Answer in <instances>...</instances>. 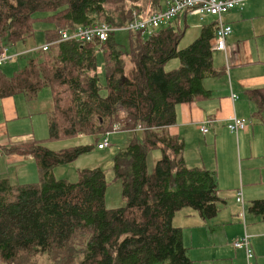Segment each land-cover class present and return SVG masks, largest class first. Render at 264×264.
<instances>
[{"label":"trees","instance_id":"1","mask_svg":"<svg viewBox=\"0 0 264 264\" xmlns=\"http://www.w3.org/2000/svg\"><path fill=\"white\" fill-rule=\"evenodd\" d=\"M161 8V0H0V47L12 48L33 36L36 21L48 25L44 42L52 43L63 30L99 23L122 27L134 20L133 13L143 16ZM179 25L154 35L126 32L127 49L116 44L114 33L103 43H56L10 77L0 72V98L22 94L32 102L42 89L50 91L48 140H93L58 152L36 140L1 148L6 155L31 157L38 181L0 179V264H39L41 259L48 264H193L174 217L190 209L210 220L224 201L216 173L186 166L184 141L168 127L176 122L178 105L211 97L203 83L220 72L211 48L216 21L183 49H178L184 32ZM172 59H179V68L164 71ZM244 96L252 106L251 119L264 126V88ZM114 126L141 136L113 157L123 205L110 209L102 170H81L75 183L55 179L53 170L96 148ZM153 150L160 158L148 172ZM247 212L264 221V199L251 200Z\"/></svg>","mask_w":264,"mask_h":264},{"label":"crops","instance_id":"2","mask_svg":"<svg viewBox=\"0 0 264 264\" xmlns=\"http://www.w3.org/2000/svg\"><path fill=\"white\" fill-rule=\"evenodd\" d=\"M164 2L165 0H161L162 7ZM188 17L193 15H182L173 22L177 25L187 23ZM211 21L215 19L206 20V23ZM222 21L230 27L232 24L237 25L231 27L232 32L226 39V52H221L224 53L228 65L218 70L219 76L204 81L205 89L211 91L209 99L176 107V122L168 127V132L184 141L186 166L204 167L211 171L216 169L219 187L230 191H246V198L250 202L252 199L264 198V128L254 127L252 122L245 119L251 113L252 106L244 96L247 90L264 88V0H249L241 10L235 9L226 13ZM241 25H245L247 35L236 33ZM29 48L26 45L19 49L14 46L10 51L21 53ZM17 58L21 56L14 59ZM222 77L225 81L220 88L217 83H208L205 86L206 81ZM231 92L238 96L237 100L232 101ZM19 96L23 95L0 98V179L8 181L9 173L33 169L35 164L31 157L6 155L1 150L5 146L31 142L32 134L17 132L22 124L29 125V128L33 124L39 126L36 118L28 113L26 106L30 102L24 96ZM21 98L25 100L24 107L21 105ZM232 117L245 119L249 126L237 134L229 132L226 126ZM203 124L208 127L205 135L200 131ZM13 129L16 134L10 136V130ZM85 138L89 137L75 138V145ZM245 140L248 141L247 146ZM201 141L204 143L203 148ZM209 149L214 158L209 155ZM30 177L33 178V172H30ZM222 181L226 186L221 184ZM234 201L239 207L235 199ZM222 204L218 214L210 220L204 221L195 212L188 210H183L174 217L173 224L181 228L182 242L193 264L245 263L244 252L235 249L232 243L241 234V229L236 225L240 223L237 216L239 210L234 203L228 205L224 201ZM232 206H235V210ZM226 207L230 209L223 214L225 210L222 209ZM247 207L248 204L245 206L246 219L250 215ZM246 229L254 254L251 264H264V221L249 219Z\"/></svg>","mask_w":264,"mask_h":264},{"label":"rangeland","instance_id":"3","mask_svg":"<svg viewBox=\"0 0 264 264\" xmlns=\"http://www.w3.org/2000/svg\"><path fill=\"white\" fill-rule=\"evenodd\" d=\"M43 16L41 13H37L35 17H41ZM223 18V17H222ZM212 18H205L203 21H201L200 17L193 16V17H188L187 18V23L186 26H183L182 23H180L179 27L182 29L183 36L181 37L179 43H178V49H183L187 47L189 44H191L200 34V30L203 26L208 25L210 22L206 23L207 21H210ZM172 26H176V22H173L171 24ZM48 25L44 24L42 21H36L33 29H34V34L33 36L27 38L24 42H20L19 44L16 45V48H24L25 45L26 47H30L29 49L41 47L44 44V30L47 28ZM231 27H237V25L232 24ZM237 34H243L247 35L245 25H241L239 27V32H236ZM128 37L129 33L126 32H115L114 33V39L117 45L122 47L123 49H127L128 47ZM27 49V50H29ZM11 53H14L11 51ZM36 56V53H30L27 56L21 57L14 59L3 66L0 67V72H2L5 76L10 77L14 72L22 68L26 61L30 58H34ZM213 66L217 68L218 70H222V67L227 64V61L225 59L224 53L214 51L213 54ZM98 65H99V71H98V78H99V83L101 86L105 85V76H104V71L102 68L101 60L98 57ZM180 66V61L179 59H172L166 63L164 66V71H172ZM223 81L225 79L222 77L221 79H211L205 82V86L208 85V83H217V87H221L223 85ZM101 93L104 94L105 90L102 88ZM23 97V96H19ZM22 100V107H24L25 100L24 98H21ZM51 106V94L48 89H42L39 93L38 96L35 100L30 102L26 107L28 110L29 114H32L31 117L36 118V120L39 123V126H36L33 124L32 128H29V125L23 126V124L20 126V128H17V132L21 133H29L31 135V141L36 140V141H42L43 145L51 150L58 152L62 149L69 148L76 146L75 140L76 139H65V140H57V141H50L48 140V121H47V111H49ZM1 110V108H0ZM252 112V111H251ZM251 118V113H248V116L245 117V119H248L249 122H252L254 127H261L262 129L264 128L263 125H261L259 122H257L254 119ZM42 123V124H41ZM249 126V125H248ZM139 133V132H137ZM13 134H16L15 130H10V136ZM139 134H133L128 133L125 131H117L110 133L108 137L109 141V147H107L104 151H98L95 146L94 148L87 154L81 155L78 157L75 161L63 165V166H58L54 168L53 170V175L55 179L57 180H65L67 182L75 183L78 181V172L81 170H91L95 168H99L100 170L103 171L105 175V181L107 182V189H106V194H105V205L107 208H117L121 207L123 205V201L121 198V186L118 181L114 180L113 172H112V160L113 157L120 151L122 150L125 146H127L128 142L130 141L131 138L136 137L137 139H140ZM93 143V140L91 138H85L84 140L78 142V145H90ZM202 143V144H201ZM201 147L203 148L204 143L201 141ZM248 145V141L245 140V146ZM209 155L213 156L211 150L209 149ZM184 155V154H183ZM160 158V151L159 150H153L150 152L147 158V171L151 172L155 162ZM32 166V165H31ZM33 169H22L20 171H13L8 174L7 177L9 181L12 184L20 182H27L29 183H36L38 181V173L35 164H33ZM216 173V169L212 170ZM30 172H33V178L30 177ZM227 182H230L229 180ZM223 186H226L223 181L222 183ZM227 184V183H226ZM237 191H230L227 189H223L222 187L218 186V196L220 197L221 200H224L228 205H232L234 203L237 205L234 201L237 193ZM246 191H242L243 193V200L245 206L249 204L247 198H246ZM257 199H264L262 197L257 198ZM253 200V199H252ZM221 204V203H220ZM219 204V206H220ZM224 205V204H222ZM221 205V206H222ZM220 206V207H221ZM223 207V206H222ZM233 209L235 210V206H232ZM238 208V214L241 212V207L237 205L236 209ZM230 208L226 207L223 208L222 210H225L223 214ZM188 211H192L190 209H187ZM246 216V212H245ZM239 218V217H238ZM249 219H258V217H253L250 215H247L246 221L248 222ZM205 221V220H204ZM240 221V220H239ZM246 222V224H247ZM240 229H241V234L238 236V239L243 236V227L241 223L236 224ZM250 231V226H248V232ZM247 232V229H246ZM248 234V233H247ZM236 240L233 239L232 243L235 242ZM260 263V262H258ZM39 264H48L45 259L39 260ZM246 264V261L245 263Z\"/></svg>","mask_w":264,"mask_h":264},{"label":"built area","instance_id":"4","mask_svg":"<svg viewBox=\"0 0 264 264\" xmlns=\"http://www.w3.org/2000/svg\"><path fill=\"white\" fill-rule=\"evenodd\" d=\"M248 0H165L164 6L161 9L150 12L143 16H137L133 13L134 20L122 27H111L107 23H99L90 27H79L75 30H63L59 32L60 38L56 42L45 43L41 47L29 49L21 53H11L10 48L0 47V67L12 61L17 56L24 54L36 53L38 51L46 52L48 48L56 43L61 42H84L100 43L106 42L109 36L115 32H130L141 33L144 35H154L156 32L182 15L190 14L200 17L203 21L207 17H212L216 21V31L214 38L211 41V48L213 51L226 52V38L231 33V27L222 21V17L232 11L241 10ZM230 97L232 101L238 99V96L231 92ZM248 121L232 117L227 124V129L233 134H237L246 130ZM118 127L114 126L112 132H117ZM202 134H207L208 127L203 124L200 128ZM107 133L100 142L96 145L97 150H104L109 147ZM235 197L236 202L241 207V212L238 214L240 223L243 227V236L233 242V247L237 250H242L245 255L246 264H251L254 254L250 245V237L246 232V216L245 205L241 189H239Z\"/></svg>","mask_w":264,"mask_h":264}]
</instances>
